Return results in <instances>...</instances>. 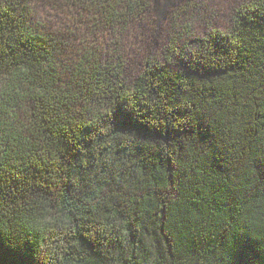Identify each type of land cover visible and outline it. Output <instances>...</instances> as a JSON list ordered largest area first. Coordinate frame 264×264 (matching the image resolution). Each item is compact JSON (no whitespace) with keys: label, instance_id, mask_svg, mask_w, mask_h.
<instances>
[{"label":"trees","instance_id":"trees-1","mask_svg":"<svg viewBox=\"0 0 264 264\" xmlns=\"http://www.w3.org/2000/svg\"><path fill=\"white\" fill-rule=\"evenodd\" d=\"M192 1L133 74L118 42L146 0L66 1L110 34L78 54L0 0V264H264V0L205 36ZM42 202L71 230L38 231Z\"/></svg>","mask_w":264,"mask_h":264},{"label":"rangeland","instance_id":"rangeland-1","mask_svg":"<svg viewBox=\"0 0 264 264\" xmlns=\"http://www.w3.org/2000/svg\"><path fill=\"white\" fill-rule=\"evenodd\" d=\"M68 0H34L35 15L41 25L50 31L63 35L67 50L78 54L85 47L91 50H105L110 34L90 12L79 11L74 22L70 19L65 2ZM149 9L147 15L125 30L118 42L122 47L121 56L126 60L128 70L135 72L148 57H161L164 51L178 42L181 30L173 29L174 16L184 7L187 0H146ZM249 0H194L201 16L193 22L187 21L195 36H205L213 30L229 28L232 12ZM197 15V14H196ZM184 16V15H183ZM76 21V22H75ZM180 24V20L178 22ZM119 40V39H118ZM181 40H183L181 38ZM107 47V46H106Z\"/></svg>","mask_w":264,"mask_h":264},{"label":"clouds","instance_id":"clouds-1","mask_svg":"<svg viewBox=\"0 0 264 264\" xmlns=\"http://www.w3.org/2000/svg\"><path fill=\"white\" fill-rule=\"evenodd\" d=\"M44 211L37 214L36 223L33 225L38 231L43 234L57 232L65 233L72 228V216L70 210H64L53 204L52 210H49L48 205L42 202ZM264 225V219L260 221Z\"/></svg>","mask_w":264,"mask_h":264}]
</instances>
